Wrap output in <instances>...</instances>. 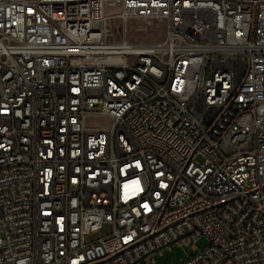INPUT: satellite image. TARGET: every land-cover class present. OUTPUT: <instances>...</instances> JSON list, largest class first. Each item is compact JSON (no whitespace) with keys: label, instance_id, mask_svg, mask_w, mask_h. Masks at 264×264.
<instances>
[{"label":"built area","instance_id":"obj_1","mask_svg":"<svg viewBox=\"0 0 264 264\" xmlns=\"http://www.w3.org/2000/svg\"><path fill=\"white\" fill-rule=\"evenodd\" d=\"M175 247L264 264V0H0V264Z\"/></svg>","mask_w":264,"mask_h":264},{"label":"rangeland","instance_id":"obj_2","mask_svg":"<svg viewBox=\"0 0 264 264\" xmlns=\"http://www.w3.org/2000/svg\"><path fill=\"white\" fill-rule=\"evenodd\" d=\"M146 26V30L142 31L141 28ZM123 28L118 21L113 25V32L117 39H125L131 42H139L145 44H154L162 42L165 39L166 25L162 22L155 21L150 25H147L143 21L132 20L127 24V33L124 35ZM126 28V27H125ZM103 119H98V123L103 126ZM110 228L106 226L104 229V234L109 232ZM208 245V240L206 238H200L196 242V247L198 251H202ZM195 255V252L191 248L185 247H175L171 251H166L162 256H157L156 262L151 264H175L180 260H187Z\"/></svg>","mask_w":264,"mask_h":264}]
</instances>
